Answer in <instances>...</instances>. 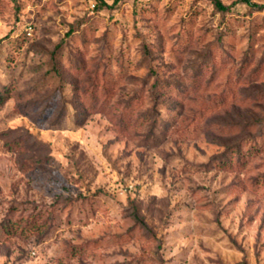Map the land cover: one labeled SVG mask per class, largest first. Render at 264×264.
Instances as JSON below:
<instances>
[{"label": "rangeland", "instance_id": "obj_1", "mask_svg": "<svg viewBox=\"0 0 264 264\" xmlns=\"http://www.w3.org/2000/svg\"><path fill=\"white\" fill-rule=\"evenodd\" d=\"M221 1L0 0V264H264V7Z\"/></svg>", "mask_w": 264, "mask_h": 264}, {"label": "trees", "instance_id": "obj_2", "mask_svg": "<svg viewBox=\"0 0 264 264\" xmlns=\"http://www.w3.org/2000/svg\"><path fill=\"white\" fill-rule=\"evenodd\" d=\"M212 1L215 4V6L220 10H227L230 7V5L225 4L221 0H212ZM240 1L247 3L251 7H264V4H258L257 2H254L252 0H240Z\"/></svg>", "mask_w": 264, "mask_h": 264}]
</instances>
